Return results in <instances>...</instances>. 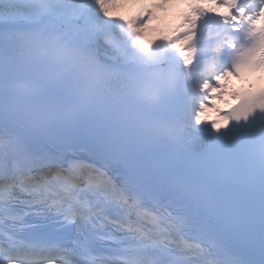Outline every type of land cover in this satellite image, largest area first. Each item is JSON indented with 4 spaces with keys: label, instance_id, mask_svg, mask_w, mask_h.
Returning a JSON list of instances; mask_svg holds the SVG:
<instances>
[{
    "label": "snow or ice",
    "instance_id": "1",
    "mask_svg": "<svg viewBox=\"0 0 264 264\" xmlns=\"http://www.w3.org/2000/svg\"><path fill=\"white\" fill-rule=\"evenodd\" d=\"M129 2L0 0V264H264V0Z\"/></svg>",
    "mask_w": 264,
    "mask_h": 264
},
{
    "label": "bare ground",
    "instance_id": "2",
    "mask_svg": "<svg viewBox=\"0 0 264 264\" xmlns=\"http://www.w3.org/2000/svg\"><path fill=\"white\" fill-rule=\"evenodd\" d=\"M150 3H151V1L148 2L145 0H139V2H137L134 6L129 7L127 10H124L118 14H122L125 16L131 15L132 13L137 11L139 8L143 7L145 4H150ZM158 17L159 18H154L151 21V25H162L163 23L170 21L172 19L171 15H166L163 11H158ZM158 34L159 33L148 31V32H146V38L152 39ZM244 82H245V80H239V79L234 77L232 79L230 85H229V92H231L233 90L237 91V89H236L237 85H242ZM226 99H231V97L228 96V97H226ZM216 102H217V104H219L221 106V108H227V105L223 101L217 99ZM212 115L214 116L215 114L212 113Z\"/></svg>",
    "mask_w": 264,
    "mask_h": 264
},
{
    "label": "rangeland",
    "instance_id": "3",
    "mask_svg": "<svg viewBox=\"0 0 264 264\" xmlns=\"http://www.w3.org/2000/svg\"><path fill=\"white\" fill-rule=\"evenodd\" d=\"M145 1H148V2H149V1H151V0H145ZM135 4H136V3H132L131 0H130V2H129L128 4L123 5V6L119 7V8H117V9H115V13L118 14V13L124 11V10H127L129 7H132V6H134Z\"/></svg>",
    "mask_w": 264,
    "mask_h": 264
}]
</instances>
